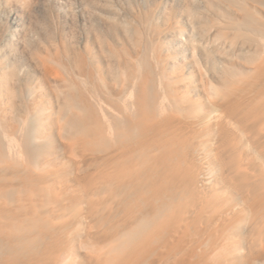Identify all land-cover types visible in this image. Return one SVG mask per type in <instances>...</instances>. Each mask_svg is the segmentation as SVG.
<instances>
[{"label": "bare ground", "instance_id": "1", "mask_svg": "<svg viewBox=\"0 0 264 264\" xmlns=\"http://www.w3.org/2000/svg\"><path fill=\"white\" fill-rule=\"evenodd\" d=\"M243 2L241 82L204 106L123 63L58 126L32 95L0 139V264H264V0Z\"/></svg>", "mask_w": 264, "mask_h": 264}, {"label": "rangeland", "instance_id": "2", "mask_svg": "<svg viewBox=\"0 0 264 264\" xmlns=\"http://www.w3.org/2000/svg\"><path fill=\"white\" fill-rule=\"evenodd\" d=\"M243 3L0 0V139L8 123L22 124L33 94L37 109L51 113L58 126L72 85L80 99L93 95L92 86L107 94L128 64L134 75H152L158 103L167 75L181 76L184 101L204 106L207 80L214 90L241 82ZM249 6L264 20L263 4Z\"/></svg>", "mask_w": 264, "mask_h": 264}]
</instances>
